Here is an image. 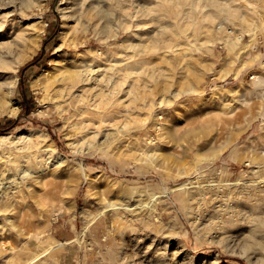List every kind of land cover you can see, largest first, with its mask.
I'll use <instances>...</instances> for the list:
<instances>
[{"label":"rangeland","instance_id":"obj_1","mask_svg":"<svg viewBox=\"0 0 264 264\" xmlns=\"http://www.w3.org/2000/svg\"><path fill=\"white\" fill-rule=\"evenodd\" d=\"M0 83V264H264V0H0Z\"/></svg>","mask_w":264,"mask_h":264},{"label":"bare ground","instance_id":"obj_2","mask_svg":"<svg viewBox=\"0 0 264 264\" xmlns=\"http://www.w3.org/2000/svg\"><path fill=\"white\" fill-rule=\"evenodd\" d=\"M62 27H64V26H62ZM239 35V34H238ZM230 38L228 39V45H229V47L230 48H234V47H236L239 43H240V36H237V37H233V36H229ZM254 38V37H253ZM227 44V43H226ZM220 70H222L221 68H219ZM223 71V70H222ZM222 71H221V74H222ZM220 72V71H219ZM224 72V71H223ZM41 73V72H40ZM43 73V72H42ZM78 72H73V73H71V74H68V76L67 77H65L66 79H71V81H73V83H71V87H72V89H74L73 87H75V86H73V85H75L74 84V82H77L78 80H80L81 78L83 79V76H81V73L80 74H77ZM65 76V75H64ZM222 77H224V76H222ZM39 78V77H38ZM65 81H67L68 82V80H65ZM81 81V80H80ZM3 82V81H2ZM57 82H55V84H56ZM80 83V82H79ZM68 84V86H69V82L67 83ZM54 85V84H53ZM68 86L66 85V83L65 84H59V86H57V89L55 90V93H54V97L56 98H59V99H61V101H63L62 99H64L65 97H66V95L68 96H70V94L72 93L71 92V90H68ZM9 87V86H8ZM70 87V86H69ZM70 87V88H71ZM53 88V87H52ZM54 88H56L55 86H54ZM52 90V89H51ZM50 90V91H51ZM227 90H230V89H227ZM76 90H74V92L73 93H76L75 92ZM71 92V93H70ZM51 93V92H50ZM13 94V88L12 87H9V88H5L4 87V85H3V83H0V99H2L3 101H5L6 100V98L8 97H6V95H10V97H11V95ZM53 94V93H52ZM78 94H80V92L78 93ZM81 94H82V92H81ZM80 94V95H81ZM72 95H74V94H72ZM51 97V98H54V97ZM78 96V95H77ZM76 96V97H77ZM85 96V95H84ZM6 97V98H5ZM9 97V98H10ZM12 97H14V96H12ZM11 97V98H12ZM49 97V96H48ZM79 97V96H78ZM83 97V96H82ZM86 97V96H85ZM84 97V98H85ZM4 98H5V100H4ZM9 98H8V100H9ZM67 98V97H66ZM81 98V97H80ZM79 98V99H80ZM74 99V98H73ZM87 99V98H86ZM7 100V101H8ZM89 98H88V102L87 103H89ZM81 102V101H80ZM91 102V101H90ZM2 103V102H1ZM6 103V102H5ZM7 103H9V101L7 102ZM16 103V102H15ZM81 103H83V101L81 102ZM84 104H86L85 102H84ZM10 105H12V104H10ZM3 107H5V106H3ZM9 107V106H8ZM85 107V106H84ZM18 108H19V106L18 105H14V107L13 108H9L8 110L7 109H5V110H3L2 112L3 113H8V114H13V113H15L17 110H18ZM2 109V108H1ZM4 109V108H3ZM86 110H88L87 108H86ZM1 111H0V114L2 113ZM87 121H90V120H87ZM88 129H90V128H88ZM87 129V130H88ZM81 131V130H80ZM83 131V130H82ZM89 132V131H88ZM2 137H3V135H0V143H1V141H2ZM54 150V149H53ZM58 154L57 155H59L61 152H57ZM5 171V170H4ZM2 173H3V171H2ZM239 183V182H238ZM242 183V182H241ZM4 191H7V190H4ZM251 247V246H250ZM249 247V248H250Z\"/></svg>","mask_w":264,"mask_h":264},{"label":"trees","instance_id":"obj_3","mask_svg":"<svg viewBox=\"0 0 264 264\" xmlns=\"http://www.w3.org/2000/svg\"><path fill=\"white\" fill-rule=\"evenodd\" d=\"M24 104H25L26 108H27L28 105H29L27 102H25ZM0 124H1V123H0ZM0 126H1V125H0ZM0 131H1V129H0Z\"/></svg>","mask_w":264,"mask_h":264}]
</instances>
